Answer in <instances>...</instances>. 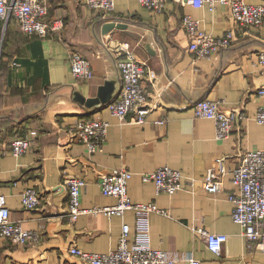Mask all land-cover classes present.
Returning <instances> with one entry per match:
<instances>
[{"label":"crops","instance_id":"0c3cea01","mask_svg":"<svg viewBox=\"0 0 264 264\" xmlns=\"http://www.w3.org/2000/svg\"><path fill=\"white\" fill-rule=\"evenodd\" d=\"M249 4L264 0H245ZM48 18L60 19L61 27L45 37L21 32L10 17L0 54V194L6 197L10 219L25 230L38 233L36 240L14 244L0 236V264H83L69 252L76 247L96 253L113 250L123 222L134 233L135 214L107 216L102 212L67 217L65 178L80 176L86 184L80 202L84 208L116 203L103 195L99 174L125 168L132 175L128 194L132 200L155 203L165 214L149 215L150 244L187 264L184 256L200 264H264V251L248 247L242 228L231 217L228 194L235 189L228 172L223 188L215 193L186 186L172 194L158 192L141 174L162 165L180 170L183 182L201 178L214 159L225 157L231 170L245 150L264 149V124L254 119L259 102L255 89L264 84V73L256 64L264 50V20L258 28L237 27L229 6L195 7L168 0L161 12L141 6L137 0H114L112 11L90 8L85 0H48ZM200 20V28L213 36L232 29L234 39L211 58H195L181 20L183 15ZM106 22L124 24L106 33ZM128 42L134 55L148 66L142 84L148 101L156 106L144 122H121L103 107H86L75 96H96L98 87L112 81L120 88L117 60ZM70 49L85 55L92 76L76 79L70 72ZM218 100L221 108L245 111L230 136L218 139L215 123L195 117L191 105L199 99ZM101 116L109 122L101 148L89 152L73 139L71 128L79 119ZM167 117L163 124L155 120ZM25 137L30 146L14 155L10 143ZM26 187L40 194L39 204L23 207ZM224 233L227 238L220 255L206 245L197 227Z\"/></svg>","mask_w":264,"mask_h":264},{"label":"built area","instance_id":"2783aa9c","mask_svg":"<svg viewBox=\"0 0 264 264\" xmlns=\"http://www.w3.org/2000/svg\"><path fill=\"white\" fill-rule=\"evenodd\" d=\"M168 0H137V2L153 12L164 10ZM189 3L195 7L207 6L213 10L217 4L229 6L234 24L244 29L258 28L264 20V3L249 4L245 0H173ZM93 9L104 12L112 11L114 0H85ZM48 0H0V54L5 32V22L14 18L21 32L28 35L47 36L58 30L60 19L48 18ZM182 26L189 38V50L195 58H211L223 48L230 46L234 39L232 29H227L220 36H213L200 28V20L186 14L182 16ZM121 55L117 60L120 77V88L113 95L105 108L119 121H127L129 113H133L134 122H144L147 114L156 106L148 101V93L142 81L148 73V66L139 60L132 51V46L124 42ZM256 64L264 73V50L257 53ZM70 72L76 79L88 80L92 76L90 60L79 51L70 49L68 57ZM259 99L254 119L264 124V84L255 89ZM193 114L199 118H209L215 123V136L225 139L230 136L235 124L246 117L245 111L234 109L225 111L218 100L203 98L191 105ZM167 117L155 120L163 124ZM109 122L101 116L79 119L71 128L74 140L83 143L89 152L99 150L106 136ZM30 146L25 137L14 138L10 143L11 152L21 155ZM1 169V166H0ZM231 173L230 180L235 189L228 194L233 204L231 217L242 228L248 247L260 248L264 251V149H248L240 154L238 163L228 170L225 157L219 156L207 168L203 177L190 178L183 182L180 170L169 165L141 174V179L152 182L158 192L172 194L186 186L194 190L196 183L202 190L215 193L223 188L224 178ZM132 173L121 168L112 172L99 174L98 185L103 195L114 196L116 203L106 206L84 208L81 206V191L86 181L80 176H67V217L74 221L80 214L102 212L107 216L122 215L126 210L135 214L134 233L131 235L130 226L123 222L117 245L107 253H96L82 250L75 245L69 247V252L78 256L83 264H176L177 259L166 251L153 248L150 244L149 215L152 212L166 213L155 203H142L132 200L128 194V181ZM23 207L35 208L40 202V194L33 187H26L21 194ZM196 231L203 236L207 248L215 255H220L226 241V234L209 232L199 226ZM0 236L14 244H27L36 240L38 233L25 230L21 225L10 219L6 206V197L0 194ZM187 264H200V260L186 255L183 258Z\"/></svg>","mask_w":264,"mask_h":264},{"label":"water","instance_id":"95a60500","mask_svg":"<svg viewBox=\"0 0 264 264\" xmlns=\"http://www.w3.org/2000/svg\"><path fill=\"white\" fill-rule=\"evenodd\" d=\"M124 26V24L121 23H115V22H106L103 25V32L106 33L108 30L113 28L114 26ZM115 85L112 81H105L101 86L98 87L96 96L94 97H88L85 98L82 95H76L75 98L83 103L86 107H96L98 106L99 109L106 106L107 103H109L113 95L115 94Z\"/></svg>","mask_w":264,"mask_h":264}]
</instances>
